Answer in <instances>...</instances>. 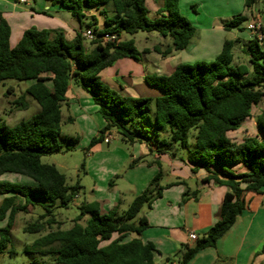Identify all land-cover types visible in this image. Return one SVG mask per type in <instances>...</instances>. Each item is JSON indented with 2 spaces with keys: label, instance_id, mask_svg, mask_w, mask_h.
<instances>
[{
  "label": "trees",
  "instance_id": "trees-1",
  "mask_svg": "<svg viewBox=\"0 0 264 264\" xmlns=\"http://www.w3.org/2000/svg\"><path fill=\"white\" fill-rule=\"evenodd\" d=\"M45 1L69 10L80 21L85 10L102 7L104 29L88 24L97 31L96 36L111 33L121 38L122 34L155 32L169 38L171 44L163 51L152 48L162 57L186 49L195 33L191 23L179 14L178 0H163L154 19L147 15L146 0ZM259 1L243 0V7L252 11ZM107 5L112 9L110 17ZM244 21L246 18L236 16L223 22L222 27L225 31H242ZM9 35V25L0 12V84L6 80L30 81L25 93L37 103L39 112L13 127H0V176L17 174L33 182L28 186L0 181V224L4 223L0 227V254L10 245L11 229L19 212L27 213L28 207L41 209L40 217L47 218L46 222L37 221L24 231L43 232L44 226L56 224L53 210L67 208L80 188L78 184L67 185L64 174L54 165L41 163L44 156L72 150L79 140L77 136H60L61 108L72 83L89 94L105 123L90 147L102 142L107 132H114L127 143H143L150 152L177 157L191 173L202 170L207 173L205 181L227 189L218 220L190 248L185 247L180 264H187L198 251L214 247L233 227L245 209L243 191L264 189V109L256 117L255 136L240 142L227 136L251 118L252 107L264 96V38L253 37L247 42V65H232L234 43L226 40L210 63H182L169 75L146 76L145 83L157 88L160 96L134 98L119 95L99 76L117 60H140L147 51L139 52L133 40L102 43L95 39L88 49L79 33L66 41L61 32L27 29L10 47ZM21 99L16 104L25 108ZM190 137L193 143H189ZM179 149L185 150L184 157L178 155ZM160 178L159 172L121 214L117 208L102 213L96 202L81 204L69 229L47 232L24 250L45 257L51 264H156L154 245L140 238L148 223L139 214L144 205L150 209L151 203L161 197Z\"/></svg>",
  "mask_w": 264,
  "mask_h": 264
},
{
  "label": "crops",
  "instance_id": "crops-1",
  "mask_svg": "<svg viewBox=\"0 0 264 264\" xmlns=\"http://www.w3.org/2000/svg\"><path fill=\"white\" fill-rule=\"evenodd\" d=\"M177 2L180 13L195 28L194 36L190 39L186 49L162 57L151 50L154 45L151 48L145 46L141 49L142 51L140 50L141 52L147 51L144 53V64L140 60L123 58L102 70L99 76L104 83L106 82V85L111 89L116 88L125 96L134 97V94L150 98L160 96L161 93L157 88L145 83L146 76L169 75L178 64L182 63L213 61L226 40L234 43L231 50L234 65L236 52L239 51L247 57L246 45L253 36L245 30V24L253 13L254 16L262 19L264 28V0H260L252 11L244 7L243 10L240 8L242 0H178ZM162 5L163 0H146L145 7L148 17L150 19L158 17V11ZM105 10L107 16L110 17L112 15L111 6L107 5ZM218 10L222 12L218 13ZM0 12L10 28V47L16 45L22 33L27 29L61 32L66 41H72L76 34H81L90 23H94L98 30L104 29L102 7L85 10L81 21L74 18L69 10L60 6H52L45 0H32L31 2L29 0H0ZM200 16H204L206 24L199 20ZM236 16L246 18V21L240 25L244 29L225 31L222 27L223 22ZM133 36L127 39L125 34H122L121 40L127 41L133 39ZM227 36L229 39H225ZM66 99L72 103L77 101L79 106L82 100L88 105L91 102L87 92L73 83L68 87ZM71 109L75 114L73 108ZM65 122L72 123L73 120L68 117ZM100 128L98 126L97 132L101 130ZM136 143L138 142L132 144ZM150 154L155 162L160 163L161 177L166 176L168 182L172 183L174 180L182 184L177 183V185L165 188L161 191V197L154 201L151 209L142 212L148 227L141 233L140 238L143 242H151L154 245L157 251L154 255L156 264H180L185 247L190 248L194 244V241L189 239V234L194 233L198 238L218 220L222 198L227 189L215 185L211 180L205 181L207 173L202 170L195 174L191 173L190 167L177 157L157 154L154 151ZM163 165L166 169L162 173ZM235 170L243 171L242 168H235ZM184 192H186L185 200ZM241 198L245 209L236 218L233 227L216 242L214 247L198 251L187 264H264V189L261 192L243 191ZM96 203L102 212L100 204ZM109 206L106 207L108 211L117 208L118 212L121 204L120 201L112 202ZM85 219L86 216L82 221L84 222Z\"/></svg>",
  "mask_w": 264,
  "mask_h": 264
},
{
  "label": "rangeland",
  "instance_id": "rangeland-1",
  "mask_svg": "<svg viewBox=\"0 0 264 264\" xmlns=\"http://www.w3.org/2000/svg\"><path fill=\"white\" fill-rule=\"evenodd\" d=\"M29 1L31 2L32 0ZM240 8L243 10V0ZM177 9L179 14L183 16L179 11L178 2ZM221 12L222 10H218V13ZM199 20L202 23H207L204 16H200ZM125 36L128 39L129 36L133 35L125 34ZM157 36L158 34L155 32H137L134 34L133 39L130 40H134V46L139 52L142 51L143 47L147 46L151 48L153 45L163 51L167 45L171 44V41L169 38H164L165 40H163L161 39L162 37ZM260 36L264 38V32H260ZM225 39H229V36ZM91 42L83 39L84 46L88 49L93 47ZM144 55L142 53V59H140V62L142 61L141 63L143 64L145 63ZM198 62L191 61L184 64L195 65ZM210 62L212 61H208V63ZM247 64L248 57L241 52L239 53V51L236 52L234 65ZM30 83V81L6 80L0 84V127H13L39 112L37 103L25 93ZM112 89L119 95L125 96L116 90V88ZM133 96L134 98H148L140 94H134ZM20 97L23 98L21 101L25 103V108H20L16 104L20 100ZM155 97L152 96V98ZM66 101L61 108L63 119L60 136H77L79 140L72 150H62L60 153L44 156L41 158V163L54 165L59 172L64 174L67 185L78 184L80 188L73 202L67 208L58 207L53 210L56 224L51 228L44 226L43 232L28 233L24 231L25 228L37 221L42 224L46 222L47 218L40 217L43 214L41 209L28 207L27 213L19 212L15 217V222L11 229L10 245L5 252L0 254V264H42L47 260L45 257L27 253L24 248L29 247L34 240L45 235L47 232L56 229H69L72 226V220L78 215V207L83 203L98 202L102 212L106 213L108 211L106 207L110 203L120 201L121 206L118 209V213L121 214L127 209L132 199L145 190L150 181L159 172L161 173L159 165L152 159L150 151L145 145L139 142L135 145L127 143L114 132H108L109 136L112 137L110 143L102 141L90 147L91 140L98 136V126L101 127L100 129L104 127V121L97 113V107L93 104L92 100L89 105L82 100L80 106L77 101L74 103L69 102L68 99ZM71 108H73L75 114H73ZM263 109L264 96L257 106L252 107L251 118L243 122L236 132L228 133L227 136L235 142L255 136L257 134L255 120ZM68 117L72 118V123L65 122ZM144 127L148 128L146 124H144ZM149 134L153 136V134ZM189 143H193L191 137ZM178 155L184 157L185 150L179 149ZM82 163H84L83 169L81 168ZM164 169H166L165 165L162 167V173ZM0 181L33 186V182L29 178L17 174H3L0 176ZM174 182L173 180L172 183ZM169 183L171 184V182L167 181L166 176L160 178L159 184L163 187L162 191L165 188L171 187H166ZM154 201L151 203V206ZM150 209H148L147 205H144L139 216L142 215L143 211H149ZM81 222L83 223V221ZM2 226H4V223L0 224V227ZM46 262V264H51L49 260Z\"/></svg>",
  "mask_w": 264,
  "mask_h": 264
},
{
  "label": "built area",
  "instance_id": "built-area-1",
  "mask_svg": "<svg viewBox=\"0 0 264 264\" xmlns=\"http://www.w3.org/2000/svg\"><path fill=\"white\" fill-rule=\"evenodd\" d=\"M245 29L251 34V36L256 37L259 40L262 39L260 36V32L262 29V22H261L260 17L258 16L251 17L250 20L246 22ZM96 33L97 31H94L92 28H86L81 33V36L83 39H86L88 41H93L95 39H98V40H101L102 43H106V42L118 43L121 40V38L118 37L116 34L106 33L100 36H96ZM111 140H112V137H110L107 132V134L103 138V141L105 143H109ZM189 239L192 241H195L197 237L194 233H190Z\"/></svg>",
  "mask_w": 264,
  "mask_h": 264
}]
</instances>
